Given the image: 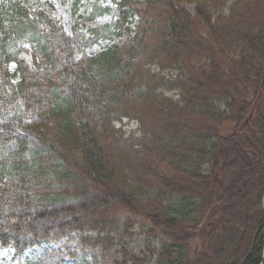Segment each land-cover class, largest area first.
Instances as JSON below:
<instances>
[{"label":"trees","instance_id":"obj_1","mask_svg":"<svg viewBox=\"0 0 264 264\" xmlns=\"http://www.w3.org/2000/svg\"><path fill=\"white\" fill-rule=\"evenodd\" d=\"M115 1L129 36L89 56L51 1L0 0V247L140 217L117 264H262L264 0Z\"/></svg>","mask_w":264,"mask_h":264},{"label":"rangeland","instance_id":"obj_2","mask_svg":"<svg viewBox=\"0 0 264 264\" xmlns=\"http://www.w3.org/2000/svg\"><path fill=\"white\" fill-rule=\"evenodd\" d=\"M49 1L52 2L55 14L61 19L65 31L72 34L76 29L88 42L84 52L89 56H96L113 45L121 44L129 36L123 29L125 25L121 28L117 26L118 6L115 0ZM186 7L192 13L193 5L186 4ZM10 16V13L5 16L7 23L11 19ZM135 19L136 17H132V20ZM133 24L134 22L130 21L131 29L134 27ZM14 69L15 65L10 64L9 70L14 71ZM18 80V76L12 79L14 83ZM122 123L124 128L131 129L136 126V122L126 118ZM146 226L145 220L136 217L135 224L128 229L132 235L119 234L118 243L109 249L83 245L76 233L59 240L37 244L20 256H14L13 249L9 247H0V264H117L121 258L122 246L136 254L147 253L145 248L147 237L144 233Z\"/></svg>","mask_w":264,"mask_h":264},{"label":"bare ground","instance_id":"obj_3","mask_svg":"<svg viewBox=\"0 0 264 264\" xmlns=\"http://www.w3.org/2000/svg\"><path fill=\"white\" fill-rule=\"evenodd\" d=\"M118 124V123H117ZM147 222V221H146ZM147 225H148V222H147ZM262 264H264V260H263V263Z\"/></svg>","mask_w":264,"mask_h":264}]
</instances>
